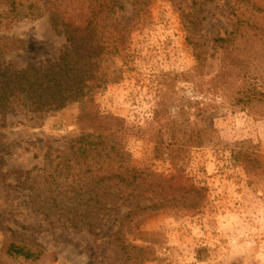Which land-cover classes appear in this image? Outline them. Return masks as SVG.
I'll list each match as a JSON object with an SVG mask.
<instances>
[{"label": "rangeland", "instance_id": "rangeland-1", "mask_svg": "<svg viewBox=\"0 0 264 264\" xmlns=\"http://www.w3.org/2000/svg\"><path fill=\"white\" fill-rule=\"evenodd\" d=\"M46 2L0 0V64L23 69L58 58L65 39L51 25ZM32 3L41 18H24ZM121 3L132 20L133 2ZM205 10L202 36L211 41L228 27L215 6ZM141 17L132 36L133 60L129 68L118 64L124 71L122 81L96 95L102 113L125 121L131 165L137 171L147 167L173 172L168 161L154 156L156 111H162L163 119L168 115L179 123L189 120L197 128L204 127L198 116L204 115L213 134L180 163L205 189L201 212L162 211L141 218L127 229L128 239L147 249L151 260L146 264H264V175L249 174L232 156L234 150L244 149L261 154L264 161V108L235 105L250 83L230 79L226 84L215 51L203 71L196 69L180 15L167 0H153ZM250 78L264 91V67ZM78 116L76 103L42 119L0 114V264H31L2 255L9 239L47 250L49 256L38 264L124 263L112 235L126 208L91 220L84 212L93 210V203L86 198L76 204L72 190L77 183L65 174L58 190L63 203H54L48 191L45 155L50 148L54 156L71 151L81 134ZM119 205L108 207L115 210Z\"/></svg>", "mask_w": 264, "mask_h": 264}, {"label": "trees", "instance_id": "trees-1", "mask_svg": "<svg viewBox=\"0 0 264 264\" xmlns=\"http://www.w3.org/2000/svg\"><path fill=\"white\" fill-rule=\"evenodd\" d=\"M121 1L47 0L49 21L55 32L64 37L65 46L56 60L43 64H29L23 69L0 64V114L33 115L35 120L72 103L78 105L81 134L73 141V148L57 156L50 148L45 155L43 172L48 175L50 196H54V203H63V193L58 190L65 174L77 183L72 190L76 204L86 198L93 203L94 209L84 212L91 220L126 208L112 235L113 241L124 254L123 264H146L151 260L147 249L131 243L127 229L137 220L162 211L194 215L201 212L205 189L185 174L180 163L193 149L203 148L213 130L204 115H198L204 127L197 128L189 120L179 123L168 115L163 119L162 111H156L159 128L153 141L154 156L156 160L168 161L173 172L163 174L147 167L137 171L131 165L124 143L126 123L120 117L102 113L96 95L122 81V66L129 68L134 56L133 33L153 0H128L134 5L132 20L127 19ZM167 1L180 15L186 42L198 62L196 69L203 71L211 51H215L222 67L219 75L226 84L230 79L250 83L242 90L243 95H237L235 105L264 108V91L251 84L250 78L253 71L264 67V0ZM209 6H215L225 17L228 27L211 41L202 36L207 21L205 9ZM28 10L30 14L24 18H41L36 4H30ZM232 156L249 174L264 175L261 154L237 149ZM117 202L120 205L115 210L108 207ZM74 215L77 218L78 212ZM1 253L31 264L49 256L41 245L29 247L10 239L4 242Z\"/></svg>", "mask_w": 264, "mask_h": 264}]
</instances>
